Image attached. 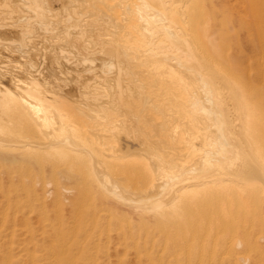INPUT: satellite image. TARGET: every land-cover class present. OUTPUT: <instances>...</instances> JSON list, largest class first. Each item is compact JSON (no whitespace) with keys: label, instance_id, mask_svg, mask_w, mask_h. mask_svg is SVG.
I'll list each match as a JSON object with an SVG mask.
<instances>
[{"label":"bare ground","instance_id":"6f19581e","mask_svg":"<svg viewBox=\"0 0 264 264\" xmlns=\"http://www.w3.org/2000/svg\"><path fill=\"white\" fill-rule=\"evenodd\" d=\"M206 3L0 0V219L23 221L27 264L110 263L120 247L190 264L213 242L220 264L234 216L249 238L256 207L239 204L261 190L233 177L264 180V108ZM246 237L231 263L264 264Z\"/></svg>","mask_w":264,"mask_h":264},{"label":"rangeland","instance_id":"374dc122","mask_svg":"<svg viewBox=\"0 0 264 264\" xmlns=\"http://www.w3.org/2000/svg\"><path fill=\"white\" fill-rule=\"evenodd\" d=\"M205 2H207L205 10L209 13L210 16L213 15L212 23L215 24V31H217V35L223 38V41L226 42V45L230 46L228 49L229 54L236 53L239 56L240 61L238 63L243 66L242 73L244 75L243 78L247 83L246 87L248 89L251 88L252 90L257 92L258 94L257 99L264 108V0H205ZM249 70H251L252 72L256 71L258 75L250 74L251 76H249L246 73V72L249 73ZM259 119L262 124V129H261L262 137L261 138L264 141V110L262 111V113L259 114ZM233 178L235 180L246 181V182L249 181L252 184H256L260 188L261 191L258 193H255L254 195H251L248 193V195L245 196V198L239 204V209H242V210L246 209L249 211L253 207H256L254 208L255 210L253 209L254 210L253 216H251V214L249 215L248 217L249 221H248V218L246 219L248 223H246L245 226L247 227L248 225V228L250 229L248 230V228H246V231H249V233L251 232V235L249 236V238L248 236L247 237L243 236L245 233H242V230H240L242 228H240L239 224L244 223V222L243 220H241V218L239 219L237 216L233 217L234 222L229 223V225L230 226H233L234 224L238 225L236 228H238L239 231L234 230V235H231V232H226V231H225L226 234H224V232H220L221 234L222 233L223 234L218 235V236L216 235L215 238L217 240L221 236L220 238L221 241H219V245L223 246V247L218 246V251L220 252H217V254L219 253V254L224 255L228 251H230L229 253H231V251L233 252L231 254L227 253V256L224 255V258H222L223 260H221V257L223 255H220V260L223 261V263H220V264H228V263L232 264L231 262H233V259H234L233 257L236 255V249L238 247L237 243H238V240L240 239V236H241V239L242 237H246L249 239V240H246V243H248L250 239H252L250 246L247 248L248 255L253 256L259 253L264 258V228H263L264 224H262L264 223L263 222L264 205L263 207L258 205V210L259 208L262 210L255 213V211H257V204H259L263 200V197H264L262 195L264 193V180L261 181V179L255 178L251 174L249 173L247 174L244 172L236 173ZM6 192H7V189L4 190L3 188L0 190V196H1L0 202L3 201L2 198L7 194ZM215 202L216 201H213L212 203H215ZM204 203H201L198 205L200 207H204ZM6 210H9L7 212L11 211L12 215L18 213V210H16L11 205L8 206V204L3 205L1 209V211H6ZM257 213H260L259 214L260 217L257 218L258 220H255L256 217L258 216V215H255ZM261 216L263 217L262 219H261ZM2 219H0V264H22L21 262H24L23 264H27L30 261V258L32 257V254L34 252H32L33 250L32 245L28 241V238H30V236L28 237V232L25 230V225L23 221L11 219V218H4L3 220ZM252 220L258 221V222L252 223ZM249 225L250 227L252 226L257 227L258 230H255L254 232V229L256 228L254 227L250 228ZM111 233L114 234V232H111ZM106 235L107 233L105 231H100V233L96 234V237L104 238ZM224 240L228 242L226 243ZM231 240L232 242H235V240L237 241L235 244H233ZM229 242L235 246L233 247L231 246L232 248H230ZM213 243L211 245L209 244L208 246H211L213 248ZM223 244H225L226 247H224ZM211 247L210 248L207 247L208 253L205 252L204 256L191 258L190 264H206V262L210 260V255L213 252V249ZM227 248H230V249L228 250ZM223 251H226V252L223 253ZM115 252H112V254ZM99 253L101 254L102 252H99ZM209 253L211 254L209 255ZM36 254L41 256L42 252L41 253L36 252ZM115 254L114 255L116 258L113 257L110 263L105 261L103 256H100L99 259L97 260V264H120V263L121 264H136L137 259H134V257H132L133 253L129 249L124 251V249L120 247ZM230 257L233 259H230ZM117 259L119 261H117ZM133 260H136V261H133ZM6 261L7 262L10 261V262L7 263ZM251 263L252 261L250 260L248 264H251ZM67 264H85V263L83 261H77V262H71ZM142 264H148V263L144 262ZM243 264H246V263H243Z\"/></svg>","mask_w":264,"mask_h":264}]
</instances>
